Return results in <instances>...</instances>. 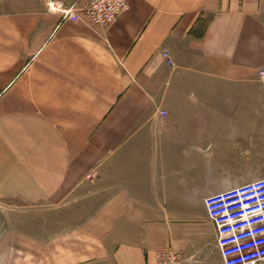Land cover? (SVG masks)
<instances>
[{"label": "crops", "instance_id": "crops-1", "mask_svg": "<svg viewBox=\"0 0 264 264\" xmlns=\"http://www.w3.org/2000/svg\"><path fill=\"white\" fill-rule=\"evenodd\" d=\"M125 1L105 27L43 0L0 12V200L21 264H157L168 248L223 264L204 199L227 167L196 161L255 138L264 0Z\"/></svg>", "mask_w": 264, "mask_h": 264}, {"label": "built area", "instance_id": "built-area-1", "mask_svg": "<svg viewBox=\"0 0 264 264\" xmlns=\"http://www.w3.org/2000/svg\"><path fill=\"white\" fill-rule=\"evenodd\" d=\"M49 11L61 20L80 21L105 27L128 10L125 0H45ZM167 58V54H164ZM170 63V61H167ZM264 82V70L259 72ZM165 116V112H160ZM208 218L216 231V245L223 264H264V177L244 183L204 199ZM157 264H177L171 249L156 253Z\"/></svg>", "mask_w": 264, "mask_h": 264}, {"label": "rangeland", "instance_id": "rangeland-1", "mask_svg": "<svg viewBox=\"0 0 264 264\" xmlns=\"http://www.w3.org/2000/svg\"><path fill=\"white\" fill-rule=\"evenodd\" d=\"M21 1L24 0H0V12L10 10ZM43 1L45 3V0ZM72 1L74 0L65 3ZM257 115L259 121L255 138L251 142H243L240 145L241 151L229 152L222 159L207 160L205 163L196 161L197 171L204 165L208 168L210 164L215 168L227 167V173L214 177V189H230L264 177V109L261 108ZM14 210L11 202L0 200V264H21L28 260L23 254L26 252L27 242L13 235L10 232V224L5 222L7 219H12ZM58 226L59 219H53V231L58 229Z\"/></svg>", "mask_w": 264, "mask_h": 264}]
</instances>
